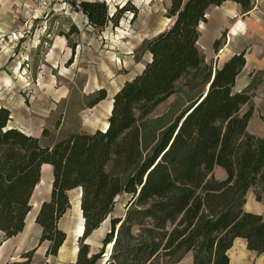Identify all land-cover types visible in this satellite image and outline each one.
Listing matches in <instances>:
<instances>
[{"label":"trees","instance_id":"16d2710c","mask_svg":"<svg viewBox=\"0 0 264 264\" xmlns=\"http://www.w3.org/2000/svg\"><path fill=\"white\" fill-rule=\"evenodd\" d=\"M227 1L243 13L252 9L253 0H170V26L143 43L149 61L116 91L102 130L42 144L11 127L10 111L0 108V233L5 240L24 229L42 165H50L53 176L50 198L35 219L41 228L36 248L22 255L23 261L6 264H34L44 242L46 259L57 255L66 239L58 222L70 208L73 190L81 191L83 232L72 264H178L188 254L193 264H229L227 251L237 238L264 256V219L243 209L250 189L257 201L264 200V138L247 131L252 112L243 107L249 95L233 91L245 54L213 71L197 47L207 11ZM78 8L100 29L117 26L122 13L131 10L122 7L109 16L103 2L85 1ZM180 80L193 93L190 101L161 127L162 120L149 121ZM106 97L100 89L86 96L85 106L93 108ZM42 136H49L47 129ZM215 167L225 171V179L214 177ZM119 198L125 200L123 214L110 218L101 247L91 251L86 240Z\"/></svg>","mask_w":264,"mask_h":264},{"label":"rangeland","instance_id":"374dc122","mask_svg":"<svg viewBox=\"0 0 264 264\" xmlns=\"http://www.w3.org/2000/svg\"><path fill=\"white\" fill-rule=\"evenodd\" d=\"M84 1L103 2L109 16L122 7L131 10L122 13L117 26L109 23L100 29L91 26L78 8ZM169 6L170 0H48L43 7L36 0H0V108L10 111V125L42 144H52L71 133L103 129L116 91L149 61V55L142 52L143 43L170 26L172 21L166 18ZM19 28L21 39L12 42L10 32ZM206 63L213 67V62ZM100 89L106 91V99L86 108V96ZM192 95L184 80L178 81L174 93L149 115V121L162 120L160 127L172 121ZM44 129L47 138L42 136ZM68 197L69 214L77 227L81 217L78 190ZM124 204L125 200L117 199L113 212L86 240L91 251L101 247L110 218L122 215ZM27 226L34 236L33 223L28 220ZM3 241L0 233V244ZM74 247L77 245L68 248L65 263L76 258ZM43 248L34 254L36 264L44 263L40 259ZM190 257L186 255L178 264H192Z\"/></svg>","mask_w":264,"mask_h":264},{"label":"crops","instance_id":"0c3cea01","mask_svg":"<svg viewBox=\"0 0 264 264\" xmlns=\"http://www.w3.org/2000/svg\"><path fill=\"white\" fill-rule=\"evenodd\" d=\"M198 31L197 47L202 51L205 62H213L215 68L221 67L234 55L244 52L245 65L235 80L233 91L236 93L246 91L250 96L249 104L243 107L246 110L250 107L252 112L247 131L252 135L264 138V0H253L252 9L247 13H243L239 5L230 1L219 7H211L205 15V22L199 24ZM215 42H219L216 51L213 48ZM11 127L13 126L11 125ZM41 169L39 183L31 196V211L26 217L24 229L16 236L4 239L0 244V264L19 262L22 255L36 248L38 244L41 228L35 223V219L42 203L50 198L53 181L51 166L44 164ZM213 175L219 180L226 177L225 171L220 167H215ZM78 192L81 197V191L78 190ZM243 209L248 213L262 216L264 219V200H256L254 189L247 192ZM69 211L70 208L58 222V228L65 233L66 239L57 255L46 259L47 243H42L44 248L40 259L44 261L43 264L53 261L57 264H72L76 260L75 258L73 261L65 263L64 259V256L69 253L70 245L76 246L78 241L75 240V236L79 224L77 227L73 224ZM28 220L30 224L33 223L34 236L28 229ZM37 249L35 255H37ZM227 256L229 264H264V256L255 251H249L246 241L241 238L235 239L232 247L227 251ZM190 260L192 262V257Z\"/></svg>","mask_w":264,"mask_h":264},{"label":"bare ground","instance_id":"6f19581e","mask_svg":"<svg viewBox=\"0 0 264 264\" xmlns=\"http://www.w3.org/2000/svg\"><path fill=\"white\" fill-rule=\"evenodd\" d=\"M111 101H110V103H109V105H108V107H107V114L109 115L110 114V111H111ZM107 125V124H106ZM106 125H105V127H106ZM104 127V128H105ZM103 128V129H104ZM42 170V169H41ZM79 201H80V192H78V200H77V205H79ZM79 212H80V209H79ZM82 232H83V219H82V217H80V224H79V228H78V231H77V233H76V236H75V239L76 238H79L81 235H82ZM110 247H111V245H109L108 246V250H110ZM73 253L74 254H76L77 253V247H74V249H73Z\"/></svg>","mask_w":264,"mask_h":264},{"label":"built area","instance_id":"2783aa9c","mask_svg":"<svg viewBox=\"0 0 264 264\" xmlns=\"http://www.w3.org/2000/svg\"><path fill=\"white\" fill-rule=\"evenodd\" d=\"M37 3L43 7L47 3L48 0H36ZM22 29H14L13 31L10 32V40L12 42H19L22 36Z\"/></svg>","mask_w":264,"mask_h":264},{"label":"water","instance_id":"95a60500","mask_svg":"<svg viewBox=\"0 0 264 264\" xmlns=\"http://www.w3.org/2000/svg\"><path fill=\"white\" fill-rule=\"evenodd\" d=\"M23 133V132H22ZM27 135V134H26ZM103 264V263H102Z\"/></svg>","mask_w":264,"mask_h":264}]
</instances>
